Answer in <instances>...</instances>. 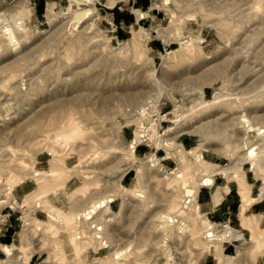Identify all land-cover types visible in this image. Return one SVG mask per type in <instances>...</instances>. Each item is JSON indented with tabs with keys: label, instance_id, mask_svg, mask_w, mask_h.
Here are the masks:
<instances>
[{
	"label": "rangeland",
	"instance_id": "374dc122",
	"mask_svg": "<svg viewBox=\"0 0 264 264\" xmlns=\"http://www.w3.org/2000/svg\"><path fill=\"white\" fill-rule=\"evenodd\" d=\"M68 5L0 0V208L35 189L0 264L264 262L244 216V175L264 185V0H79L94 11L78 22ZM216 177L246 190L250 236L225 240L239 228L200 209Z\"/></svg>",
	"mask_w": 264,
	"mask_h": 264
},
{
	"label": "crops",
	"instance_id": "0c3cea01",
	"mask_svg": "<svg viewBox=\"0 0 264 264\" xmlns=\"http://www.w3.org/2000/svg\"><path fill=\"white\" fill-rule=\"evenodd\" d=\"M111 15L110 19H114L113 13H109ZM138 148L144 146V145H137ZM182 146L184 147V144L182 143ZM40 161L36 160L35 164H39ZM220 173V172H217ZM30 178V177H29ZM218 177L214 179L215 190L214 191H208L206 189H199L197 193L198 197V204L200 206V209L203 211V213L206 214V216L213 221H221V220H228L229 222H233L238 230L243 234V239L245 236H250V229L243 225V221L241 218V207L243 204V200L239 193V187L238 184L235 182L234 184L231 183V181L225 179L221 184H217L216 180ZM32 180V177L28 179V181H21L18 184H16L12 188V196L16 200V203H11L15 207H12L11 204L4 205L2 208H0V213L2 214V218L0 219V245L6 246L3 244L8 243V239L12 241V243L15 241V225H17L16 221L18 218L19 212H23L24 209L21 210L24 196L28 195L29 193H32L35 189L34 188H27L28 183ZM244 180L248 187V195L250 199H254L245 205V211L244 216L249 218L248 221H245L246 223L252 224L254 226V229L261 228L264 226V199L259 197V193L255 192V184L254 182H250L249 177L247 174L244 175ZM34 182V181H33ZM208 193V195H207ZM58 195V196H56ZM57 200H61V197L64 198V195L62 193L55 194ZM2 202V201H0ZM43 209L39 208L37 206V203L32 205L30 212L32 213L33 217L37 220H39L40 214L43 213ZM47 215V214H46ZM228 245L223 244L222 249L226 253H231L230 247ZM225 248H227L225 250ZM5 254L1 247H0V259L1 254ZM36 254V253H34ZM34 254L31 255V259L34 257ZM263 258L261 256H257L256 258V264H259ZM263 262V261H262ZM264 264V262H263Z\"/></svg>",
	"mask_w": 264,
	"mask_h": 264
},
{
	"label": "bare ground",
	"instance_id": "6f19581e",
	"mask_svg": "<svg viewBox=\"0 0 264 264\" xmlns=\"http://www.w3.org/2000/svg\"><path fill=\"white\" fill-rule=\"evenodd\" d=\"M79 0H69V5L66 7V8H64V9H62V11H61V13H62V15H67V14H72V19H74L75 20V22H78V21H80V20H83L84 18H86V17H89V15L90 14H92V12L94 11V10H92V9H87V10H75L74 12H71V10H72V8H71V6H72V3L73 2H78ZM54 11H53V9H52V6H49L48 7V9L46 10V13H45V15H46V19H47V21L51 24V23H53V21H54V19H55V16L56 15H54V13H53ZM12 18H14V16L12 17ZM71 19V20H72ZM21 23L22 22H19V24H18V26H16L17 28H16V31L17 30H19V31H21V32H19V33H25V30H24V28H23V24L21 25ZM17 33V32H16ZM138 39V38H137ZM136 41V40H135ZM137 42V41H136ZM185 42H187V41H185ZM134 45V44H133ZM142 108V107H141ZM143 109V108H142ZM141 111V110H140ZM142 112V111H141ZM141 114H143V112L141 113ZM144 117V116H143ZM144 119H147V118H145L144 117ZM151 119V118H150ZM175 121V120H174ZM144 123H146L147 125H148V127H149V129H155V122L151 119L150 121H145V122H143V124ZM73 125H74V123H72ZM146 125V126H147ZM145 126V127H146ZM70 127H72L71 126V124H70ZM76 127V126H75ZM72 128H74V127H72ZM76 129V128H75ZM74 129V130H75ZM148 129V128H147ZM170 129L171 128H169L168 129V131H170ZM73 130V129H72ZM154 133H155V131H154ZM137 134H138V136H137V138L138 139H142V141H144V140H148L147 139V137H145L147 134H146V129L144 128V125L143 126H141L139 129H138V132H137ZM152 136V135H151ZM145 137V138H144ZM135 140H136V138H135ZM131 141L130 142V148H131V150H133L135 147H136V141ZM164 144V143H163ZM191 151H192V149L191 150H186V153H191ZM249 153L251 154V153H253V150H250L249 151ZM149 160V162H151V163H158L159 161H158V158L156 157V155L155 154H153L150 158H148ZM203 161V160H202ZM205 162V161H204ZM205 163H207V162H205ZM199 167L202 169V167H201V165H199ZM240 167V166H239ZM241 168V167H240ZM161 170H165L164 169V167L162 166V168H161ZM263 180H264V177H263ZM105 182H108V183H111V184H113V185H116V180H114V178H110V179H105ZM117 186V185H116ZM244 189V188H243ZM260 194H259V196L260 197H264V185L260 188ZM246 191V190H245ZM245 191H242L241 192V195H242V198L243 199H245V197L247 196V193H245ZM192 194V193H191ZM110 201H112L111 199H110ZM80 212V211H79ZM170 215H171V213H169ZM222 232H221V235L220 236H222V237H224V238H226L225 240H228V241H232V240H240L241 238H242V233L240 232V231H235V230H233V229H225V230H221ZM219 241V240H218ZM224 241V240H223ZM221 242V241H220ZM2 249L4 250V252H5V254H6V256L7 257H14L15 255H18L16 252H18V248L15 246V244H10V245H6V246H2ZM16 257V256H15ZM9 259V258H8ZM16 263H17V261H16Z\"/></svg>",
	"mask_w": 264,
	"mask_h": 264
},
{
	"label": "built area",
	"instance_id": "2783aa9c",
	"mask_svg": "<svg viewBox=\"0 0 264 264\" xmlns=\"http://www.w3.org/2000/svg\"><path fill=\"white\" fill-rule=\"evenodd\" d=\"M147 136V135H146ZM139 144V143H138Z\"/></svg>",
	"mask_w": 264,
	"mask_h": 264
}]
</instances>
